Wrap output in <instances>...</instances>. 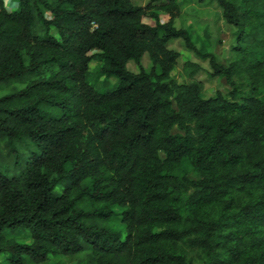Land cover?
I'll return each instance as SVG.
<instances>
[{
    "label": "trees",
    "instance_id": "trees-1",
    "mask_svg": "<svg viewBox=\"0 0 264 264\" xmlns=\"http://www.w3.org/2000/svg\"><path fill=\"white\" fill-rule=\"evenodd\" d=\"M15 1L0 0L4 264H264V0H198L235 28L226 65L175 26L179 0ZM176 39L225 93L205 98L191 62L176 81ZM92 61L115 88H94Z\"/></svg>",
    "mask_w": 264,
    "mask_h": 264
},
{
    "label": "rangeland",
    "instance_id": "rangeland-1",
    "mask_svg": "<svg viewBox=\"0 0 264 264\" xmlns=\"http://www.w3.org/2000/svg\"><path fill=\"white\" fill-rule=\"evenodd\" d=\"M134 5H145L149 0H132ZM157 4H162L165 0H156ZM181 13L175 20V26H184L192 28V35L198 47L204 52H211L215 55L216 60L221 65H226L229 59L230 50L235 44V28L227 25L220 16L219 10L215 4H202L198 0H179ZM5 6L8 11L16 9L17 3L15 0H5ZM169 20L166 15H159L160 23H165ZM144 23L153 25V21L144 19ZM54 32H52L53 34ZM168 48L176 51L179 54L177 67L173 72V76L177 82H186L182 68L185 62L195 63L200 67V71L196 75V79L203 84V96L211 97L214 92H226V83L222 78L213 77L209 61L199 59L192 51L185 48L184 43L180 39L172 40L168 44ZM103 65L102 62L92 61L89 64L90 83L98 91L111 90L116 86L115 79H106L98 75V69ZM141 67L148 72L151 68V63L146 55L140 60ZM127 69L132 73H137L138 68L133 62L127 64ZM20 242L29 243L30 240L20 236ZM7 255L0 256V262L4 264ZM63 263H69L68 258L60 259Z\"/></svg>",
    "mask_w": 264,
    "mask_h": 264
}]
</instances>
